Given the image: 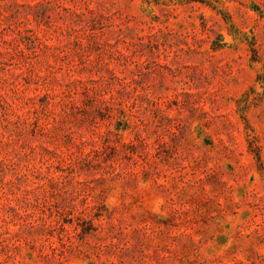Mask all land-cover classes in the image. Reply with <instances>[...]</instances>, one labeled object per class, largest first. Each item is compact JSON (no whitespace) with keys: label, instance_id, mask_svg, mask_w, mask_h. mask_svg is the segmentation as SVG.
Returning <instances> with one entry per match:
<instances>
[{"label":"rangeland","instance_id":"374dc122","mask_svg":"<svg viewBox=\"0 0 264 264\" xmlns=\"http://www.w3.org/2000/svg\"><path fill=\"white\" fill-rule=\"evenodd\" d=\"M0 264H264V0H0Z\"/></svg>","mask_w":264,"mask_h":264}]
</instances>
